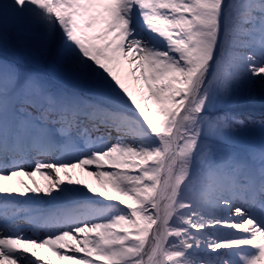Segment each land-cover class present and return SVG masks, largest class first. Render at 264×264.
I'll list each match as a JSON object with an SVG mask.
<instances>
[{
	"label": "snow or ice",
	"instance_id": "obj_1",
	"mask_svg": "<svg viewBox=\"0 0 264 264\" xmlns=\"http://www.w3.org/2000/svg\"><path fill=\"white\" fill-rule=\"evenodd\" d=\"M258 99L264 0H0V264H264Z\"/></svg>",
	"mask_w": 264,
	"mask_h": 264
},
{
	"label": "bare ground",
	"instance_id": "obj_2",
	"mask_svg": "<svg viewBox=\"0 0 264 264\" xmlns=\"http://www.w3.org/2000/svg\"><path fill=\"white\" fill-rule=\"evenodd\" d=\"M234 111L237 115H240L243 117L252 116L255 118H260V116L264 114V101H261L258 99L255 102L244 103L238 106ZM256 142H260L258 138ZM52 158L53 157L50 155H45V156L40 157V159H52ZM62 178L65 180L67 179L66 177H63V175H62ZM74 178L81 179L85 183L91 184L94 188H97V190H99V187H98V184L95 178L88 176L85 172L79 169L74 171ZM20 179L25 180V182L28 183L29 185L32 184V180L28 179L27 177H16V178H13L12 181H5L4 183L15 185L17 181ZM34 179L41 187H44L47 184V181L40 174H37L34 177ZM25 222H20V227L24 229L25 234L33 235V229L30 230V228H32L31 225L27 226ZM36 235H42V233L38 232L36 233ZM38 255L41 256L42 258H50L53 261V264H61L58 258L52 255L50 252H48L47 249L38 250Z\"/></svg>",
	"mask_w": 264,
	"mask_h": 264
},
{
	"label": "rangeland",
	"instance_id": "obj_3",
	"mask_svg": "<svg viewBox=\"0 0 264 264\" xmlns=\"http://www.w3.org/2000/svg\"><path fill=\"white\" fill-rule=\"evenodd\" d=\"M37 70H39V69H37ZM257 144L259 143V142H256Z\"/></svg>",
	"mask_w": 264,
	"mask_h": 264
}]
</instances>
